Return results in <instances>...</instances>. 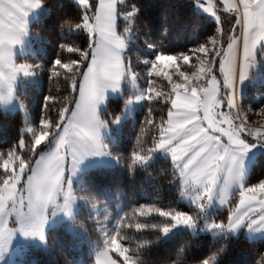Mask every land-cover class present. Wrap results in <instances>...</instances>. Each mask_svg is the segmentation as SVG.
Listing matches in <instances>:
<instances>
[{
    "label": "trees",
    "instance_id": "obj_1",
    "mask_svg": "<svg viewBox=\"0 0 264 264\" xmlns=\"http://www.w3.org/2000/svg\"><path fill=\"white\" fill-rule=\"evenodd\" d=\"M41 10L28 23L29 44L16 61L28 63L34 79L20 76L15 101L23 109L0 108V185L12 174L3 167L12 161L16 170L28 171L37 154L51 146L57 128L73 108L81 77L92 53V38L79 27L93 18L96 0L81 7L74 0H37ZM213 4L220 7L216 0ZM192 0H121L117 6V30L125 43L124 66L136 75L145 99L133 115L121 121L114 140H105L116 159L110 167L83 171L74 186L77 212L47 230L44 246H26L13 264H94L93 254L103 246L106 227L118 240L125 258L133 264H264V237L193 233L180 230L163 238L162 228L171 216L196 218L197 206L180 200V178L168 158L155 157L143 164L163 130L178 90L205 83L209 74L219 76V63L228 44L236 38L238 16L219 9L218 23L196 11ZM128 34V35H126ZM189 56L185 76L180 71L163 74L152 66L158 55ZM203 56H202V55ZM257 63L264 61V43ZM199 56L203 70L195 68ZM191 64H190V63ZM191 72H201L197 82ZM199 73V74H201ZM264 73V69H263ZM188 74V75H187ZM261 95L255 100L253 91ZM128 89L109 97L100 117L110 123L122 111ZM243 102L252 108L264 103V83L248 84ZM24 110V111H23ZM29 125L28 131H22ZM264 178V153L252 164L245 185ZM236 196L232 198V203ZM231 207L221 211L225 222ZM116 256V255H115ZM119 261L122 259L116 256Z\"/></svg>",
    "mask_w": 264,
    "mask_h": 264
},
{
    "label": "rangeland",
    "instance_id": "obj_2",
    "mask_svg": "<svg viewBox=\"0 0 264 264\" xmlns=\"http://www.w3.org/2000/svg\"><path fill=\"white\" fill-rule=\"evenodd\" d=\"M74 1L88 7V0ZM120 1L96 0L93 18L85 16L79 25L93 40L91 58L75 104L62 116L51 146L37 154L28 171L24 165L13 169L11 160L4 162L3 167L11 169L12 174L0 185V264H13L26 246H44L49 228L74 219L78 200L73 184L83 171L116 164L105 140H114L113 131H118L121 121L133 115L145 99L136 75L124 66L125 43L117 30ZM192 1L196 11L217 23L219 9L236 15L241 11L242 0H216L220 7L211 0ZM29 35L27 28L16 44L21 47L26 41L27 47ZM235 46L232 41L221 57L219 76L209 74L204 84L176 92L155 147L142 158L136 156L143 164L157 156L168 158L180 178V200L200 210L194 219L171 216L170 224L162 228L163 238L180 230L214 236L241 234L248 239L264 237V178L245 185L252 164L264 153V103L252 108L243 102L248 84L264 83V61L257 63L261 46L253 60L244 56L239 60ZM27 51L22 47L0 72L18 64L13 73L32 81L31 65L22 63L20 67L21 63L15 61L17 55ZM191 55H158L152 64L154 72L172 75L175 67L183 64L180 74L185 76L186 60ZM199 58L189 61L203 70L206 64ZM199 73L191 72L189 77L199 82L204 79ZM124 87L128 95L122 111L108 123L100 113L107 99L122 95ZM15 89L16 84L0 85V108L23 109L15 101ZM260 95L254 90L252 98ZM29 129L25 125L22 131ZM234 196L236 201L232 203ZM228 207L231 210L222 222L219 216ZM109 228L101 236L103 246L93 254L94 264H133L125 258Z\"/></svg>",
    "mask_w": 264,
    "mask_h": 264
},
{
    "label": "crops",
    "instance_id": "obj_3",
    "mask_svg": "<svg viewBox=\"0 0 264 264\" xmlns=\"http://www.w3.org/2000/svg\"><path fill=\"white\" fill-rule=\"evenodd\" d=\"M40 10L41 5L37 0H0V68L11 64V57L22 47L26 48V41L21 47L16 42L22 35L25 36L28 23ZM237 16L239 30L233 40L236 53L240 54L239 60L243 56L253 60L254 54L264 43V0H242L241 11ZM18 68V64H13L9 71L0 72V85L10 83L13 87L22 76L13 73V69Z\"/></svg>",
    "mask_w": 264,
    "mask_h": 264
},
{
    "label": "water",
    "instance_id": "obj_4",
    "mask_svg": "<svg viewBox=\"0 0 264 264\" xmlns=\"http://www.w3.org/2000/svg\"><path fill=\"white\" fill-rule=\"evenodd\" d=\"M227 47H228V44L225 46V49H224V51H223V54L225 53ZM223 54H222V56H223Z\"/></svg>",
    "mask_w": 264,
    "mask_h": 264
}]
</instances>
